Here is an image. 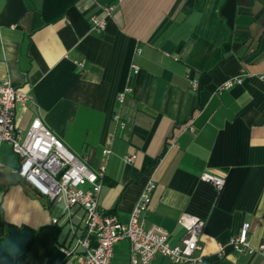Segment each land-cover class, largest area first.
<instances>
[{"label": "crops", "instance_id": "obj_1", "mask_svg": "<svg viewBox=\"0 0 264 264\" xmlns=\"http://www.w3.org/2000/svg\"><path fill=\"white\" fill-rule=\"evenodd\" d=\"M110 4L97 32L92 17ZM0 82L31 88L21 129L41 117L93 170L106 167L104 212L127 222L153 181L145 228L179 244L186 214L204 222L198 264H264L229 245L244 226L252 247L264 243V0H0ZM0 161V239L10 226L31 228L19 264H75L60 249L69 226L52 223L59 207L13 173L20 159L7 143ZM112 264H132L128 241L115 244ZM149 264L175 263L157 255Z\"/></svg>", "mask_w": 264, "mask_h": 264}, {"label": "built area", "instance_id": "obj_2", "mask_svg": "<svg viewBox=\"0 0 264 264\" xmlns=\"http://www.w3.org/2000/svg\"><path fill=\"white\" fill-rule=\"evenodd\" d=\"M117 6L110 4L104 8L102 16H93V29L106 30L108 19ZM140 53V51H138ZM79 72L84 63L75 61ZM135 73L139 66L131 64ZM233 81L227 82L222 89H229ZM198 82L193 81L191 90L197 92ZM131 92L125 87L118 95L123 104ZM32 98L30 87H16L9 82H0V147L3 143L11 146L19 157L18 166L13 173L33 187L41 196L46 197L60 209V216L53 217L52 223L58 225L63 219L69 226L72 241L60 249L75 264H112L114 246L122 240L129 242L132 264H149L157 255L169 258L175 264H198L201 250L200 235L204 222L184 214L179 223L186 233L179 244H171L170 234L164 228L144 226V219L152 202L156 184L149 181L133 208L129 220L122 222L115 214L104 212L100 207V197L106 176V167L93 170L77 153L72 151L41 119L36 117L28 130L17 124V110L25 108ZM121 128L125 122L115 117ZM194 132V128L190 127ZM135 156H125L126 162H133ZM2 165L0 161V166ZM200 179L218 190L224 187L225 180L209 172H203ZM75 208L83 212L81 221L75 223ZM248 228L244 226L240 235L232 238L229 245L244 254H260L264 258V243L257 248L247 239ZM223 251V248H221Z\"/></svg>", "mask_w": 264, "mask_h": 264}, {"label": "water", "instance_id": "obj_3", "mask_svg": "<svg viewBox=\"0 0 264 264\" xmlns=\"http://www.w3.org/2000/svg\"><path fill=\"white\" fill-rule=\"evenodd\" d=\"M34 238L35 232L31 228L10 226L7 235L0 240V264H18Z\"/></svg>", "mask_w": 264, "mask_h": 264}, {"label": "trees", "instance_id": "obj_4", "mask_svg": "<svg viewBox=\"0 0 264 264\" xmlns=\"http://www.w3.org/2000/svg\"><path fill=\"white\" fill-rule=\"evenodd\" d=\"M1 239H3V238H1ZM1 239H0V240H1ZM33 241H34V240H33ZM33 241H32V242H33ZM32 242H31V243H32ZM31 243H30V244H31ZM28 247H29V246H28ZM27 250H28V249H27ZM26 255H27V253H26ZM25 257H26V256H25ZM25 257H23V258L19 261V263H20ZM19 263H18V264H19Z\"/></svg>", "mask_w": 264, "mask_h": 264}]
</instances>
